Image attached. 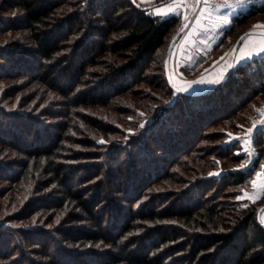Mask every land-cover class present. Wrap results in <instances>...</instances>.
<instances>
[{
  "label": "trees",
  "instance_id": "trees-1",
  "mask_svg": "<svg viewBox=\"0 0 264 264\" xmlns=\"http://www.w3.org/2000/svg\"><path fill=\"white\" fill-rule=\"evenodd\" d=\"M68 3L70 8H64ZM9 4L11 6L7 10L20 7L24 14L10 23L0 21V33L28 30L30 45L16 51L0 47V80L19 76L33 78L55 87L66 96H71L78 88L92 91L90 96L70 99L75 106H86L90 100H104L115 96L113 94L132 90L136 83L144 80L146 70L154 67L159 50L181 26L179 17L154 16L133 0H10ZM261 14H264V3L254 4L235 15L217 46L227 38L240 35L244 30L242 26ZM156 68L162 71V67ZM159 77L163 82L168 81L164 72ZM260 87L264 88V54L233 67L224 81L211 90L198 95L179 93L173 106L159 107V112L153 113L161 121L155 118L153 126L145 130L158 153L164 151L160 155L161 164L157 160L151 162L152 165L139 161L140 171L133 182L126 177L125 167L117 163V159H114L116 164H108L107 169L104 163L95 165V169H89L83 175L85 182L102 175L97 181L99 188L95 201L88 197V192L74 189L72 182L75 176L64 177L65 171L57 166L65 146L63 142L70 133V122L61 127L59 133L37 134L35 141L24 143L21 141L23 134L31 136L30 125L34 121H19V127L13 119L8 133L18 134L16 129L21 131L18 142H15L7 136L4 122L8 114L1 107L0 144L16 147L23 157L18 173L4 174L0 171V178L5 176L8 180H17L22 174L29 177L33 170L47 171L53 176V183L63 191V199L45 202V209L67 204L78 212L75 214L78 219L72 221L74 226L64 229L61 239L57 237V231L43 228H22L19 233L13 227L12 234L10 230L0 228V256L9 260L6 264H86L88 261L92 264H264V223L259 218L264 196L259 202L242 201L232 189L226 191L231 195L225 193L227 198L216 203L206 199L205 191L210 187L207 186L201 191L198 189L197 195L193 190L183 191L186 193L180 199L183 204L174 201L169 207L135 208L149 186L159 184L164 176L173 178L175 174L169 171L171 166L179 165L185 170L188 163L183 165L181 158L194 153L203 138L204 126H216L226 116L234 117L238 109L241 111L245 107L248 95ZM166 88L170 93L174 91L169 81ZM185 118L190 121L188 124L183 121ZM218 133L224 137L222 129H218ZM263 141L264 135L258 129L254 142L262 144ZM87 142V146L94 147L90 158H103L104 153H99L103 149H97L93 140ZM238 146L239 143L234 141L226 148L228 152H234ZM221 155L227 157L226 153ZM243 158V154L231 156L236 164ZM263 159L264 156L259 154L247 167L230 170L219 182L211 179L209 185L218 186L221 191L246 184ZM167 164L169 168H166ZM158 166L166 169L161 172L165 175L160 174ZM107 170L109 173L105 172ZM104 186L128 202L127 208L116 203L111 231L104 225L107 212L97 215V208L105 198L101 195ZM132 191L137 192L134 194ZM131 193L133 197H129ZM139 220L154 224L171 223L169 227L150 231L140 239L132 237L139 228ZM83 221L87 227L79 225ZM55 243L57 249H54ZM88 244L94 247L109 245V248L100 254L90 252V257L74 250ZM17 249L21 250L19 254ZM36 251L42 257L40 262L31 255ZM161 252L160 260L153 257ZM177 254H182V257L174 259ZM167 256L173 259L165 258Z\"/></svg>",
  "mask_w": 264,
  "mask_h": 264
},
{
  "label": "rangeland",
  "instance_id": "rangeland-1",
  "mask_svg": "<svg viewBox=\"0 0 264 264\" xmlns=\"http://www.w3.org/2000/svg\"><path fill=\"white\" fill-rule=\"evenodd\" d=\"M9 1L0 0V21L5 23H10L24 14L20 7H12L7 10L11 6ZM135 1L147 8L148 12L154 16L164 18L175 15L179 17L181 26L178 32L173 33L174 35L172 34L159 50L154 67L146 70L143 74L144 80L136 83L132 90L113 94L115 96L105 97L104 100H90L86 106H75L69 101L70 99L90 96L92 91H82L85 88H78L71 96H66L55 87L35 81L33 78L27 79L19 76L0 80V108L2 107L8 114L7 120L4 122L7 133L12 126L13 119L16 120L15 123H18L16 125L19 127L22 120H33L34 122L30 125L32 127L31 136L27 134L26 137L24 133V139H21L24 143H28V140L35 141L37 134L48 136L49 133H59V130H62L61 127L68 122L71 123L70 133L67 135V140L63 142L65 146L57 161V166L59 170L65 171L64 177L66 175L75 176L73 182L70 181L73 183L74 189L88 192V197L94 201L99 188L97 181L102 178V175L91 182H85L83 175L87 170L95 169V165L104 163L107 169L108 164H116L114 159H117V163L124 165L126 177L133 182L136 174H139L137 172L140 171V167L137 166L139 161L152 165L151 162L157 160L159 161L157 163L161 164L160 155L164 151L160 150L158 153L152 140L145 133L147 128L153 126L155 118H160L153 115L157 110L159 112V107L173 106L181 92L198 95L205 90L213 89L224 81L233 67L264 53V51L257 53L259 46L264 44V14L253 17L247 25L242 26L244 30L240 35L227 38L221 46H217L235 15L254 4L264 3V0ZM69 5L70 3L63 7L70 8ZM157 9L160 11L158 12ZM247 31L253 32L242 39L235 52L232 51L238 38ZM28 33V30L0 33V47L12 51H16L18 48L19 50L28 48L30 45L27 39ZM248 52L252 54L246 55ZM156 66L162 67V71L160 72ZM220 67L221 71H219ZM163 72L174 87V91L171 93L166 88L168 81L163 82L159 77L163 75ZM202 78L207 82V85L202 86L203 83L197 82ZM215 80H219V82H212ZM248 96L245 107L241 111L238 109V113L234 117L226 116L216 126H204L203 138L198 142L194 153L181 158L183 165L188 163L185 170L179 165L169 168L167 164L166 168L175 174L173 178L166 179L164 176L159 184L149 186L139 202L135 204V208L169 207L170 203L174 201L180 202V199L186 195L185 191L193 190L197 195L198 189L201 191L207 186L210 187L205 191L208 195L206 199L212 202L220 203L221 200L227 198L225 193L231 195L226 191H232V189L236 191L238 199L242 201H261L264 196V167H262L264 159L259 169L246 184L223 188L221 191L218 186L209 185L211 179H217L219 182L220 178L230 170L245 168L259 154L264 156V141L262 144L254 142L255 132L260 129L257 127L261 121H264V88L260 87ZM234 109L232 108V110ZM161 113L164 115V111ZM163 115L162 117H165ZM159 121L161 120L159 119ZM183 121L186 124L190 122L186 118ZM254 121L257 127L253 129L252 133H249V129L253 128ZM218 129L224 131V137L217 134ZM16 130L18 134L8 133L7 136H10L9 139L12 141L18 142L17 138L20 137L21 131ZM92 140L97 149H103L99 152L104 153L103 158L97 160L90 158L94 154V147L87 146V141ZM234 141L239 143V149L228 152L226 145ZM222 153H226L227 157L221 155ZM230 153L243 154L242 162L237 164L233 162ZM22 157L23 155L16 147L0 144V167H3V170L0 171L4 174L18 173ZM32 163L35 165L36 162L33 160ZM162 167L158 166L157 168H159L160 174L165 175L161 173L166 170ZM105 172L109 173L108 170ZM22 175L17 180H8L5 176L0 178V228L11 231L14 227L19 233L22 228H43L52 232L57 231V237L61 239L64 229L74 226L72 221L78 219L75 217L78 212L67 204L62 207L45 209L46 206L43 205L45 202L63 199V191L57 183H53L54 178L51 174L48 175L47 171L33 170L29 177ZM19 179L21 180L19 181ZM132 192L136 194L137 191ZM134 194L131 193L129 197H133ZM101 195L105 198H103L101 206L97 208V215L107 212L104 225L106 230L111 231L112 216L117 209L116 203L127 208L128 202L107 186L103 187ZM43 207L44 209H42ZM259 218L260 220L264 218V204L260 208ZM138 223L139 228L132 237L144 239L145 234L153 230L164 229L166 226L169 227L171 222L154 224L139 220ZM79 225L87 227L86 221ZM10 233L12 234V231ZM55 248L57 249L56 243L54 244ZM108 248L109 245L94 247L92 244H88L77 246L74 250L88 255L93 251L100 254ZM30 249L33 251L32 248ZM134 249L138 251L137 247ZM17 250L19 254L21 250ZM31 253L34 259L42 261L39 251ZM162 256L163 252L153 257L160 260ZM176 256L174 259H180L182 254ZM88 257L90 256L88 255ZM168 257L170 258V256L165 258ZM6 263H9V260L0 256V264ZM86 264H92V261H88Z\"/></svg>",
  "mask_w": 264,
  "mask_h": 264
},
{
  "label": "snow or ice",
  "instance_id": "snow-or-ice-1",
  "mask_svg": "<svg viewBox=\"0 0 264 264\" xmlns=\"http://www.w3.org/2000/svg\"><path fill=\"white\" fill-rule=\"evenodd\" d=\"M133 2H135V0H133ZM157 11L159 12L160 10L159 9H157ZM225 22H227V20H225ZM257 51H264V44H261L260 46H259V48L257 49ZM252 53L251 52H248V53H246V55H251ZM198 83H204V80H203V78L201 79V80H199V81H197ZM212 82H214V83H218L219 82V80H215V81H212ZM191 83V82H190ZM257 127V125H256V122L254 121L253 122V128H250L249 129V133H252L253 132V129H255ZM260 134L261 135H264V121H261L260 122ZM262 167H264V166H262ZM258 175H259V173H258ZM254 184H255V181L253 182ZM261 223H264V218H262L261 219Z\"/></svg>",
  "mask_w": 264,
  "mask_h": 264
},
{
  "label": "water",
  "instance_id": "water-1",
  "mask_svg": "<svg viewBox=\"0 0 264 264\" xmlns=\"http://www.w3.org/2000/svg\"><path fill=\"white\" fill-rule=\"evenodd\" d=\"M251 32H253V31H247V32L243 33V34L238 38V40H237V42L235 43V45H234L232 51L235 52V51L239 48V46H240V44H241V42H242V39H243L247 34H249V33H251ZM233 65H234V62L232 63V67H233Z\"/></svg>",
  "mask_w": 264,
  "mask_h": 264
},
{
  "label": "crops",
  "instance_id": "crops-1",
  "mask_svg": "<svg viewBox=\"0 0 264 264\" xmlns=\"http://www.w3.org/2000/svg\"><path fill=\"white\" fill-rule=\"evenodd\" d=\"M253 53L256 54L255 52H253ZM257 53L259 54V53H261V52L257 51ZM258 54H257V55H258ZM263 54H264V53H263ZM259 55H260V54H259ZM255 56H256V55H255ZM221 70H222V68L220 67V68H219V71H221ZM216 79H217V77H216ZM206 83H207V82L204 81V83L202 84V86H203V85H204V86L207 85ZM200 89H202V88H200ZM201 91H202V90H201ZM257 128H260V125H258ZM263 177H264V176H263ZM263 183H264V181H263Z\"/></svg>",
  "mask_w": 264,
  "mask_h": 264
}]
</instances>
